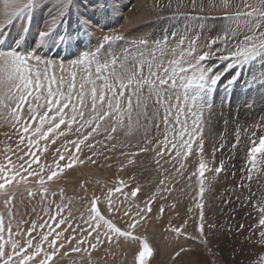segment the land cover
I'll return each mask as SVG.
<instances>
[{"label":"snow or ice","instance_id":"6c2138e0","mask_svg":"<svg viewBox=\"0 0 264 264\" xmlns=\"http://www.w3.org/2000/svg\"><path fill=\"white\" fill-rule=\"evenodd\" d=\"M74 7L76 0H48L36 43L30 45L39 0H0V124L12 130L6 137H16L15 148L6 143L0 149V264H65L69 252L82 253L83 264H97L94 255L133 244L139 245L133 252L135 264H149L153 247L139 229L161 220L166 207L169 214L176 211L169 200L173 192L189 198L188 218L178 224L169 219L164 231L207 248L218 226L206 218V204L215 183L227 179L229 171L233 177L236 172L235 165L226 167L224 158L216 164V152L225 148L223 136L211 158L205 154L203 117L217 102L234 103L236 97L229 100L227 94L245 67L264 62V0L142 4L146 15L167 24L158 38L131 40L85 15L79 16L77 29L69 31L64 26ZM217 18L226 21L225 26L202 38L205 31H213L204 22ZM13 27L14 45L7 35ZM74 45L81 50L70 52L69 59L40 54ZM257 87L264 89V70L251 72L244 81L249 97ZM243 104L259 107L256 122L243 129L247 175L242 166L240 180L225 191L234 192L242 207L247 203L258 211V237L256 229L245 234L243 224L236 231L247 244L260 246L248 264H264V192L253 204L256 193L250 183L254 173H264V95ZM236 124L229 158L241 145L239 120ZM141 154L154 164L151 190L143 195L144 185L136 175ZM84 164L99 170L115 166L116 179L113 187L105 183L99 194L89 195L80 184L78 203L66 197L60 184L66 169ZM21 188L30 202L38 198L40 212L32 208L36 219L14 211ZM231 199L229 195L225 203ZM77 203L73 212L69 205ZM189 220L196 222L195 231L188 229ZM189 251L181 245L170 257L171 264H182Z\"/></svg>","mask_w":264,"mask_h":264},{"label":"rangeland","instance_id":"374dc122","mask_svg":"<svg viewBox=\"0 0 264 264\" xmlns=\"http://www.w3.org/2000/svg\"><path fill=\"white\" fill-rule=\"evenodd\" d=\"M155 2L156 0H79L77 4V6L79 7L78 8L79 13H77L76 16L79 17L81 15H85L91 17L94 21H100L105 16V15L102 16V11L105 10V12H108L109 16L110 15L114 16L112 18L110 16L112 23H106L107 25L105 26L101 24L105 30L109 28H113L116 31H122L124 35L129 38V40H131L133 37L136 38V37H145V36L149 38H153V37L158 38L161 34L162 27L167 24V21H165L164 19L156 20L154 17H150L146 15L144 10L141 9L142 4H147L150 7ZM158 2L162 7L165 3H167V0H158ZM98 5H101V7H98ZM42 10L41 13L43 15L41 14L39 18V22H40L39 26L42 25L43 17L47 13L46 7H43ZM75 11L77 12L76 8ZM75 11L74 9H72V12ZM141 15H142V21L140 22L136 21L135 23H129L128 22L129 20H127L128 18H132L134 16L140 17ZM71 20L72 21L69 22L67 29L74 31V29L75 30L77 29V27H75V24L77 23L78 18L74 17ZM192 23L195 24L197 22H192ZM204 23L205 25L213 28V31L212 32L205 31L202 34V38L203 36L215 35L216 31L223 28L227 22L224 21L223 19L217 18L215 20L206 21ZM180 27H183V25L181 24ZM12 29L13 28H11V30ZM14 30H16L15 31L16 33L17 28L14 27ZM10 31L9 32L7 31L8 32L7 34H9ZM93 41L91 43L95 44V40ZM119 43L120 42H118V44ZM52 49L53 48L48 49L50 50L48 52H53ZM80 50L81 48L78 47L77 52L79 53ZM262 64H264V62L258 60L254 62L252 66H246L245 69L243 70V75L240 80H243L244 77L249 78L250 73L253 71L258 74L260 71L264 70V68H262ZM240 80L238 82H240ZM237 86H235L232 89V91L235 92L242 91L241 87L240 86L237 87ZM218 91L220 93L221 99L224 98L225 92L222 84L221 86H218ZM263 93L264 91H262L261 93H258L256 91L255 99H258L259 96L264 95ZM243 105H244L243 101L240 98L238 101L235 100L234 103L230 105L227 104L226 106L221 105L220 107H217V112L213 107L211 112L206 111L204 113L203 118L207 120V127L210 133L215 131L214 135L216 140L221 141L220 139L221 136H223L224 138L225 135L224 131H223V135H221V131H222L221 123L223 122V118L228 120L229 117L232 118L233 120L240 121L241 133H242L241 137L244 136L243 135L244 127L251 123L256 122L257 117L259 115L258 105L253 110L249 109L248 107L244 108ZM7 129L8 127L6 125L0 124V135L3 131H6ZM231 132H233V130L230 132L228 131V133ZM203 136L205 140V144H204L205 154L209 158H211V153L213 148L214 147L218 148L219 146H217L218 144L216 142L214 144L212 143L213 141L212 134L207 136L203 132ZM246 139H247L246 137L245 138L243 137V140L241 141V145L236 149L235 155L232 158H229L230 154L228 152V149L234 143L235 137L227 142L225 148L222 151L216 152V164L218 165L220 161L218 157L224 158L226 160L230 159L228 162L229 165L228 168H231L232 165H235V168L232 170L236 172V175L235 177H233L231 171H229L227 173L228 176L227 179L218 180L214 185V193L209 198L210 204H206L205 207L206 218H210L211 221L218 226L215 234L210 237V243L207 246V248L204 245H200L198 241L186 240L182 237L176 238L174 234L164 231V228L167 226V221L169 219H171L173 224H178V223H182L184 219L188 218L186 213H187V208L190 204L189 198L180 193L173 192L169 200L170 202L176 204V211H173L171 214H169V211L166 207L165 214L161 218V220L149 224L146 230L143 228L139 229L138 234L141 236L147 235L150 245L153 247V256L149 258V264L150 263L152 264L151 260L154 258L155 255L162 260L161 261L162 264H171L170 257L174 255V251L178 249L181 245L191 249V251H189L188 254L184 257L182 264H193L194 260L203 261L204 264H235V261L239 260L240 264H248L249 258L255 256L260 246L256 245L255 247H253L247 244L245 241V236L240 235L236 231V229L239 227L240 224H243L244 225L243 231L245 234H250L253 229H256V237H258V230H259L258 211L256 210L255 207L247 203H245V205L242 207L240 205V202L235 199L234 192L229 193L225 191L226 188L228 189L234 188L236 182L240 180L242 175L240 169L242 166L245 168L243 174L247 175V171H246L247 148L242 147ZM2 140L3 139L0 138V148L3 145ZM193 147L195 149V145ZM225 151L227 152L225 153ZM143 157L144 154H141V156L138 157L137 159L139 160L142 159ZM86 168L95 169L97 173L101 172V176L106 175V172H108L110 176L106 175L104 179H101L100 177L96 176L97 179L94 180V178L92 177H86L85 175H83L86 172ZM153 168H154V164L151 163L150 157H148V158H143V163L141 167L136 170L137 178L144 185V188L142 189V193H141L142 195L146 194L151 190L150 186L152 183V176L154 174L152 171ZM76 169L77 170L80 169V170L77 172V174L76 173L74 174V171L72 170H76ZM102 171L103 170H99L95 166H90L88 164H85L84 166L76 165L72 169L65 170V172L63 173L64 179L61 181V183L64 184V186L62 184H61L62 186L61 185L60 186L64 188L66 197L75 198V200L79 203L80 195L83 193V189L80 188V184L82 183L85 184V187L88 189L89 195H91L92 192H96V194H99L104 184L106 183L105 180L112 176L113 177L116 176L115 166L112 169H105L104 172ZM90 174L92 173L90 172ZM206 175L208 174L206 173ZM224 175L225 173L222 171L220 173V176L224 177ZM111 180L113 181L114 178H112ZM97 181L100 182L99 185L97 184ZM247 183L249 182L245 181V184ZM250 183H251L252 191L256 193V197L253 198V204H254L255 201L259 198L260 194L264 192V173H254L253 179ZM176 187L178 188L179 185H176ZM240 191L243 192L245 195H247L246 189H241ZM229 195H231L232 199L231 202L226 204L225 199ZM172 197H175L176 199L172 200ZM21 199L23 200L22 204L20 203ZM16 203L18 206L14 211H16L20 215H25L26 217L30 215L29 218L31 219H36V215H34V213L32 212L33 206L36 207V211L38 213L40 212L41 209V206L38 203V198L36 201L30 202L28 198L25 197V192L23 188H21L20 192L17 193ZM78 203L77 205H69L70 208L73 210V212H75V207L78 206ZM155 207L156 205L154 204L153 208L155 209ZM0 211H3V209L0 208ZM177 212L179 213L178 215ZM195 228H196V222L194 220H189L188 229L195 231ZM254 242L255 241H253V243ZM138 247H139L138 244H133L131 246H123L118 249L111 250L110 253L104 252L99 255H94V259L97 261V264H135L133 252L136 249H138ZM65 264H83V254L76 253L71 257H65Z\"/></svg>","mask_w":264,"mask_h":264},{"label":"bare ground","instance_id":"6f19581e","mask_svg":"<svg viewBox=\"0 0 264 264\" xmlns=\"http://www.w3.org/2000/svg\"><path fill=\"white\" fill-rule=\"evenodd\" d=\"M78 1L79 0H76V7H74L73 9H74V11H75V8H76V10H77V12L75 11V12H72V10L70 11V14H69V16L67 17V20H66V24H65V28H67V26L69 25V22H71L72 20V18H79L78 16H76L77 15V13H79L78 11V6H77V4H78ZM47 3H48V0H39V4H40V8H39V10H38V12H36L35 14H34V20H33V26H32V33H33V35L31 36V38L30 39H33V40H36L35 39V33H36V31H37V29H38V27H39V18H40V16H41V10H42V8L43 7H46V5H47ZM133 6V5H132ZM89 7V6H88ZM97 8V7H96ZM140 9V8H139ZM43 11V10H42ZM104 13H106V14H104ZM101 14V13H100ZM43 15V14H42ZM105 15V16H104ZM133 15V14H132ZM143 15V14H142ZM142 15L140 16L141 17V19H138V20H136V21H142ZM102 16H104V18L103 19H101L100 21V23L101 24H103V26H105V25H107L106 23H112V20L110 19V16L108 15V12H105V10L104 11H102ZM144 16V15H143ZM112 17H114V16H111V18ZM115 19V18H114ZM127 20H129V18L127 19ZM116 22V21H115ZM110 25V24H109ZM124 25H126V24H124ZM78 26V20H77V23L75 24V27H77ZM121 27V26H120ZM134 28V27H133ZM72 29V28H71ZM113 29V28H112ZM121 29V28H120ZM11 30V29H10ZM13 30V31H12ZM11 31H10V33H9V35H11L12 33L13 34H15V31L16 30H14V27H13V29H12ZM75 30V29H74ZM69 31H73V30H70L69 29ZM8 33V32H7ZM92 42V41H91ZM94 42V41H93ZM77 45H81V43L78 41L77 42ZM77 45H74V46H72L70 49L69 48H67V47H53V49H52V51H56L57 53H60V55L63 57V56H69V58H71L70 57V52L71 53H78L77 52V49H78V46ZM45 51H50V50H48V49H45ZM224 111H226V110H224ZM227 113V112H226ZM205 134V133H204ZM205 136V135H204ZM207 137V136H206ZM206 142H207V140H206ZM210 142V141H209ZM80 169H76V170H72V171H74V174L76 173L77 174V172L79 171ZM90 172L92 173V174H90ZM102 172H104V170L102 171ZM73 173V172H72ZM108 172H106V175H108V176H110V174L108 173ZM70 175V174H69ZM83 175H85L86 177H92V178H94V180L95 179H97L96 178V176L97 177H100L101 179H104L105 178V176L106 175H104V176H101V172H99V173H97L96 172V170L95 169H92V168H86V172L83 174ZM62 184V183H61ZM60 184V185H61ZM63 186H64V184H62ZM61 185V186H62ZM60 186V187H61ZM66 186H69V185H66ZM192 259H194V258H192ZM197 260V259H196ZM152 261V264H162V260L161 259H159L156 255L154 256V258L151 260ZM195 261V260H194ZM151 264V263H150Z\"/></svg>","mask_w":264,"mask_h":264},{"label":"built area","instance_id":"2783aa9c","mask_svg":"<svg viewBox=\"0 0 264 264\" xmlns=\"http://www.w3.org/2000/svg\"><path fill=\"white\" fill-rule=\"evenodd\" d=\"M225 121H227V123H225ZM236 121L237 120H233L232 118H229L228 117V120H226V119H224L223 120V123H222V130L225 132V135H224V143H225V145L227 144V142L228 141H230L232 138H234L235 137V129H236V127H237V124H236ZM239 124H240V121H239ZM233 130V132H231V133H228V131L230 132V131H232ZM244 138H245V136H243ZM243 137H241V141L243 140ZM213 141H212V143L214 144L215 142L218 144L217 146H219V144H220V142L221 141H218V140H216L215 139V137L212 139ZM216 140V141H215ZM240 146V145H239ZM238 146V147H239ZM237 147V148H238ZM227 151H225V153H226ZM228 154V153H227ZM229 155V154H228ZM241 156V155H240ZM226 160V159H225ZM229 160L230 159H228V160H226V166L227 167H229V165H228V162H229ZM71 256H73L72 254L70 255V253L68 254V256L67 257H71Z\"/></svg>","mask_w":264,"mask_h":264}]
</instances>
